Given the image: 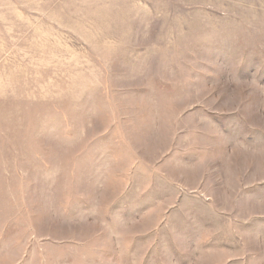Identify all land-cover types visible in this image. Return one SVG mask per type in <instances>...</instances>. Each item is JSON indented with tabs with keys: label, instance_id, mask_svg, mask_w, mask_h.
<instances>
[{
	"label": "rangeland",
	"instance_id": "rangeland-1",
	"mask_svg": "<svg viewBox=\"0 0 264 264\" xmlns=\"http://www.w3.org/2000/svg\"><path fill=\"white\" fill-rule=\"evenodd\" d=\"M0 264H264V0H0Z\"/></svg>",
	"mask_w": 264,
	"mask_h": 264
}]
</instances>
